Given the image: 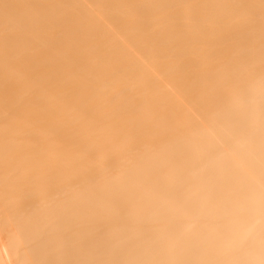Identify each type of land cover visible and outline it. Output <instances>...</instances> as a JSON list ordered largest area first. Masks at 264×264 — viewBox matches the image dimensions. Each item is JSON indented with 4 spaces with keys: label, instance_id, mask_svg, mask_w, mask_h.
Wrapping results in <instances>:
<instances>
[{
    "label": "bare ground",
    "instance_id": "6f19581e",
    "mask_svg": "<svg viewBox=\"0 0 264 264\" xmlns=\"http://www.w3.org/2000/svg\"><path fill=\"white\" fill-rule=\"evenodd\" d=\"M2 225L0 264H264V0H0Z\"/></svg>",
    "mask_w": 264,
    "mask_h": 264
},
{
    "label": "rangeland",
    "instance_id": "374dc122",
    "mask_svg": "<svg viewBox=\"0 0 264 264\" xmlns=\"http://www.w3.org/2000/svg\"><path fill=\"white\" fill-rule=\"evenodd\" d=\"M13 196H14L13 198H14L15 200L18 201V198H17L16 194L13 195ZM15 197H16V198H15ZM37 199H38V197H37ZM15 200H13L12 202H10V201L7 202V206L10 207V208H11V206H12L13 209H14V208H15V209L17 208L16 205L20 206L21 203L18 201L19 203L17 204V203H16L17 201H15ZM13 202L16 203V204H13ZM8 203L11 204V206H9ZM7 206H5V208H3L4 206L2 207V208L5 210V212L9 209V208H8V209L6 208ZM15 206H16V207H15ZM11 211L14 212L12 209H11ZM11 211H10V209H9L6 213L11 212ZM16 211H17V210H16ZM16 213H17V212H16ZM9 218H10V215H9ZM4 226H5V225L0 226V231H2V233H1L2 235H1V236H3V238H5L3 233L6 234V233H7L6 230H8V227H6L7 225H6L5 227H4ZM1 227H4V228H2L3 230H4L5 228H7V229H5V231L3 232V230L1 229ZM5 236H6V235H5ZM38 257L40 258V256H38V255H37L36 257H34V258H35L34 260H36V261H40V260H41V261H42L43 258H42V259H41V258L39 259ZM31 258L33 259V256H31ZM37 258H38V259H37ZM38 263H39V262H38Z\"/></svg>",
    "mask_w": 264,
    "mask_h": 264
}]
</instances>
